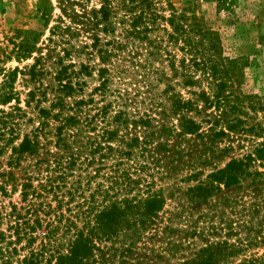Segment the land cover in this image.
<instances>
[{
  "label": "trees",
  "instance_id": "obj_1",
  "mask_svg": "<svg viewBox=\"0 0 264 264\" xmlns=\"http://www.w3.org/2000/svg\"><path fill=\"white\" fill-rule=\"evenodd\" d=\"M80 1L74 23L90 32L91 43L77 47L70 38L77 26L55 25L47 58L38 56L28 68L35 85L25 107L14 86L18 69L3 66L9 56L0 47V104H9L0 109V156L9 150L6 171L0 160V191L20 196L9 201L8 211L0 209L8 231L0 229V264H13V258L14 264H151L139 257L136 244L163 222L157 219L168 199L175 211L148 236L163 243L164 255L157 257H174L176 264H264V141L204 177L198 164L206 159L198 162L179 179L193 181L185 187L175 181L165 191L143 183L145 170L158 169L154 153L172 151L184 160L198 145L205 155L206 141L228 131L264 134L259 124L246 126L245 119L224 114L232 105L222 94L228 59L217 31L196 15L194 3L177 9L171 0H96L90 7L91 0ZM212 1L217 14L235 19L239 0ZM28 49L17 43L16 56ZM83 52L97 62L72 58ZM44 59L51 60L52 77L45 86ZM94 72L97 84L86 92ZM202 77L215 80L204 85ZM212 107L219 129L206 112ZM173 136L183 143L194 139L188 149H171L162 137ZM246 181L248 198L227 202L238 230H211L215 213L208 200Z\"/></svg>",
  "mask_w": 264,
  "mask_h": 264
},
{
  "label": "rangeland",
  "instance_id": "obj_2",
  "mask_svg": "<svg viewBox=\"0 0 264 264\" xmlns=\"http://www.w3.org/2000/svg\"><path fill=\"white\" fill-rule=\"evenodd\" d=\"M171 1L177 9H181L188 3H194L196 15L205 19L207 26L216 30L219 35L220 53L228 59V78L222 94L228 96L229 103L232 105L231 108L225 110L224 114H226V117L229 119L236 117L245 119L246 126L256 123L264 127V0H239L240 5L236 7L235 19L233 17H226L223 14H217L215 11V2L212 0ZM96 4V0H91L88 3V7ZM82 6L83 2L80 0L74 4L72 0H0V47L4 48L9 56L3 62V66L7 70L14 68L18 69L14 86L15 90L20 93V105L22 107H25L24 100L26 98V92L35 85V82L30 80L28 68L38 56L42 55L44 58H47L50 49L53 47L52 43L49 41L50 30L55 25H59L62 28L70 26L71 29L77 26L78 31H75L73 35L70 36L71 42L77 47L84 42L91 43V36H89L90 32L84 27H80V23H74L80 14L79 10ZM42 7L46 8V14L44 16L41 14ZM38 8H40V10L37 11ZM17 43L28 45L29 49L26 56H16ZM58 49L59 46H57V50ZM79 54L81 57L72 58H74L75 61H89L91 64L97 62V58L94 54L88 52L86 54L85 52ZM43 62L44 65H46V71H43L41 79L45 86L50 83L52 78L51 74L47 72L50 70L47 64H50L51 60L44 59ZM51 72L54 74L53 71ZM210 80L213 81L215 79L212 78ZM210 80H206L202 77V83L204 85H209L208 81ZM87 81L85 91L89 92L91 88L97 84V74L94 72L92 77L87 78ZM161 87H163V84H161ZM181 91L185 93L184 89ZM53 95L54 92H49L48 98L51 99ZM48 103L49 101L44 102L43 105H48ZM11 104H13V102H11ZM8 105L9 104H0V109L8 110ZM32 108L33 104L30 106L31 110ZM206 112L212 113V116H210L211 124H213V127L216 129H219L222 123L221 121L217 122V111L212 107L207 109ZM31 115L34 116V113ZM216 122L218 124H215ZM206 128L207 125L204 124L203 129ZM192 138L194 139L192 136L191 140L187 141V143L182 142V137L175 136L170 139L162 137V141L168 143L171 149H180L184 147L188 149V143L193 140ZM194 141L199 143L198 140ZM262 141H264V134L256 136L228 131L224 136L214 138L212 141H206L207 152L205 155L200 153L202 148L201 145L197 147L194 146L195 148L192 150V156H186L184 160L178 159L179 154L172 151L154 153V162L157 164L158 169L152 168L151 165V168L145 170L143 173V183H145L144 180L153 181L156 188L161 186L165 188V191L171 189L175 181L185 187L188 183H193V181L190 180V182L186 181L180 183L179 179L186 178L192 172V166L197 165L198 162H202L206 159V162L198 164V170L203 172L200 176L204 177L210 171L222 167L231 157L241 156L242 153L250 149L252 144ZM49 148L52 150L54 149L53 145H49ZM136 152L138 153L139 151L137 150ZM8 153L9 150L3 156H0V160L3 164L2 169L4 171L7 170L4 163ZM146 160L147 159L143 157V161ZM26 163H29V160H27ZM247 181L240 185L242 187L231 186L229 188H222L219 193L208 200L206 207L211 213H215L211 221V226L209 225L211 230L213 228L217 232H220L221 235L231 230L229 229L230 225L238 230L236 221L238 216L227 206V204H229L227 202L232 198L238 201L248 198L247 193L249 188L244 187ZM10 189L11 186L7 185V192H9ZM19 200L20 196L18 190L14 194L9 195H3L0 191V209L3 211L9 210V201L16 203L19 202ZM174 206L175 204L173 201L168 199L164 206L166 212H160L157 219H162L163 222H157L153 230L146 235L147 237L142 238V240L136 244L139 257L150 261L151 264H176L177 259L174 257H157V255L160 254L164 255L159 248V245H163V243H160L159 237L148 238V236L156 232V230L160 231L168 213L175 211ZM195 209H197V207ZM230 222L231 224H229ZM0 229L8 233L5 219L0 224ZM179 233L181 232L173 235H178ZM21 244H24V240ZM23 253H26V250L20 252L21 257ZM15 259L16 258H13V264L15 263Z\"/></svg>",
  "mask_w": 264,
  "mask_h": 264
}]
</instances>
